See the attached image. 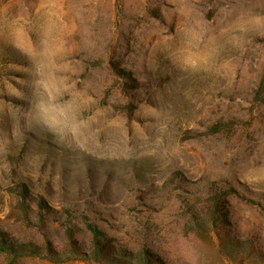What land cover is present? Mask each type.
Here are the masks:
<instances>
[{
    "label": "rangeland",
    "instance_id": "obj_1",
    "mask_svg": "<svg viewBox=\"0 0 264 264\" xmlns=\"http://www.w3.org/2000/svg\"><path fill=\"white\" fill-rule=\"evenodd\" d=\"M0 264H264V0H0Z\"/></svg>",
    "mask_w": 264,
    "mask_h": 264
},
{
    "label": "trees",
    "instance_id": "obj_2",
    "mask_svg": "<svg viewBox=\"0 0 264 264\" xmlns=\"http://www.w3.org/2000/svg\"><path fill=\"white\" fill-rule=\"evenodd\" d=\"M90 226H91V228H93V231L98 232V229L96 227H92L93 225H90Z\"/></svg>",
    "mask_w": 264,
    "mask_h": 264
}]
</instances>
